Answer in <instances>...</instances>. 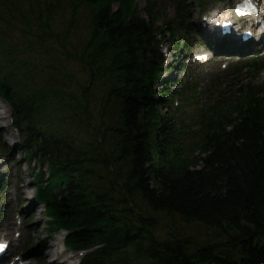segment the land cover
Masks as SVG:
<instances>
[{
  "label": "trees",
  "instance_id": "16d2710c",
  "mask_svg": "<svg viewBox=\"0 0 264 264\" xmlns=\"http://www.w3.org/2000/svg\"><path fill=\"white\" fill-rule=\"evenodd\" d=\"M112 2L0 0V96L25 153L51 166L37 199L51 233L68 234L67 250L87 255L81 264H264V90L185 119L199 103L191 81L154 90L160 16ZM176 7L186 16L191 5ZM60 10L66 29H54ZM174 24L165 22L172 39L191 35ZM51 52L60 66L42 63ZM263 71L249 61L225 78ZM157 218L204 227L211 239L162 238Z\"/></svg>",
  "mask_w": 264,
  "mask_h": 264
},
{
  "label": "rangeland",
  "instance_id": "374dc122",
  "mask_svg": "<svg viewBox=\"0 0 264 264\" xmlns=\"http://www.w3.org/2000/svg\"><path fill=\"white\" fill-rule=\"evenodd\" d=\"M121 1L124 0H113L112 9L118 10ZM195 2L196 0H186V6H192L188 8L191 12L186 16L176 13L177 0H133L132 5L133 10L142 18H147V8L160 16V19L157 20V25L161 28L159 47L165 56V70L158 75L155 91L163 86V81L172 82L174 80L178 83L175 86L172 83L167 86L168 91L177 90L180 88L181 82L188 81H191L193 86L197 88L199 103L196 108L187 110L184 116L185 119L195 116L198 113L199 106L202 107L199 113H203L213 110L216 106L236 104V99L243 95L250 86L264 90V71L258 74L244 73L235 79L223 78L225 72H229L233 67L254 59L263 65L264 49L256 46L250 53L245 52L241 55L224 57L220 53L226 52H218L221 51V46L216 44L215 38L209 40L204 36L203 18L215 11L227 14L228 11H231L236 0H202L203 10H201V7L198 8ZM262 4H264V0H260L259 5ZM176 15L182 23V29L189 26L194 32L192 43L185 41L180 32L175 39H172L171 35L167 33L165 28V22L167 21H171L172 24L175 23L174 31H178L179 23L175 19ZM63 16L60 10L57 14L59 24L54 22V29H66L67 24L63 20ZM256 19L252 18L251 23H240L245 29L241 32L240 38L246 33V29H250L251 24L254 27L253 22ZM81 21L82 23H78L76 26L78 29L77 35L80 40H85L89 30L87 29L88 24H86L85 19ZM176 42L179 43L178 48L175 45ZM254 43L256 42L254 41ZM183 44L188 45L186 51L181 49ZM202 54H205L208 59H202L200 62L190 59L194 55ZM175 62L183 68L180 69L174 66ZM42 63L44 65L57 64V66L62 64L60 58L54 56V52H51L48 57H43ZM227 67L229 68L226 69ZM162 68L161 66V70ZM172 68L175 71H172ZM49 71L47 70V73ZM72 72L75 77L80 76L81 80H86L85 76L80 74L76 68ZM178 100V98H174L171 102L172 105L175 106ZM95 111L97 116L99 110L96 105ZM0 112V193H2L0 198V240L10 242L13 247L11 257H21L26 264H64L66 261H68V264H78L79 256L70 253L64 245L68 234L64 231L58 234L51 233L50 209L37 201L38 185H40L44 175L45 177L51 176V166L25 153L23 141L21 142L22 135L13 128L11 108L1 99V96ZM224 113H232V110L225 109ZM156 224L157 235L162 238H167L172 233L177 236L191 237L199 242L211 239V231L204 227L189 226L180 221L171 222L164 218H157ZM1 228L4 232L1 231ZM6 229L11 230L7 231ZM50 248L52 249L50 250ZM54 252H56V255L53 254Z\"/></svg>",
  "mask_w": 264,
  "mask_h": 264
},
{
  "label": "bare ground",
  "instance_id": "6f19581e",
  "mask_svg": "<svg viewBox=\"0 0 264 264\" xmlns=\"http://www.w3.org/2000/svg\"><path fill=\"white\" fill-rule=\"evenodd\" d=\"M225 21H227L226 23L229 24L233 28V30H234L233 39L236 40L237 34H238L239 30L242 28V26L236 24L235 19L231 13L230 14H223V13L222 14H216L212 19H210V21H208V27L211 31V34L215 38L221 37L222 35H219L218 31L220 29L221 23L225 22ZM253 24H254V28L252 29V31L254 32V41L256 42L257 40H264V6L259 9L258 19H256L253 22ZM236 46L241 47L242 44L237 40ZM51 249L52 248H50V250ZM53 250L55 251L54 247H53ZM53 254L56 255V252H54ZM47 256H49V255H47ZM64 264H68V261H66Z\"/></svg>",
  "mask_w": 264,
  "mask_h": 264
},
{
  "label": "snow or ice",
  "instance_id": "6c2138e0",
  "mask_svg": "<svg viewBox=\"0 0 264 264\" xmlns=\"http://www.w3.org/2000/svg\"><path fill=\"white\" fill-rule=\"evenodd\" d=\"M254 12H255V9L251 3V0H244L243 6L238 7V9H237L238 15L250 14V13H254ZM4 248H5L4 245H0V252H3Z\"/></svg>",
  "mask_w": 264,
  "mask_h": 264
},
{
  "label": "water",
  "instance_id": "95a60500",
  "mask_svg": "<svg viewBox=\"0 0 264 264\" xmlns=\"http://www.w3.org/2000/svg\"><path fill=\"white\" fill-rule=\"evenodd\" d=\"M0 169H1V166H0Z\"/></svg>",
  "mask_w": 264,
  "mask_h": 264
}]
</instances>
